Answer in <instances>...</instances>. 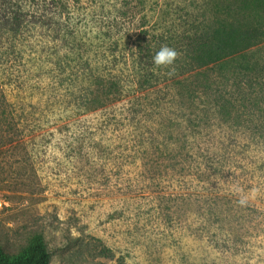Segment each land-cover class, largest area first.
I'll use <instances>...</instances> for the list:
<instances>
[{
    "label": "rangeland",
    "instance_id": "rangeland-1",
    "mask_svg": "<svg viewBox=\"0 0 264 264\" xmlns=\"http://www.w3.org/2000/svg\"><path fill=\"white\" fill-rule=\"evenodd\" d=\"M66 1L72 13L64 19L72 30L82 31L85 42L108 38L100 33L109 40H135L144 25L154 30L155 38L185 44L191 32L211 27L264 29V0ZM42 4L35 9L39 13ZM39 34L37 54L27 53L21 67L22 108L19 63L12 70L15 77L9 68L0 75V193L9 204L0 212V251L18 255L41 234L48 264H264V39L248 58L257 71L244 72L249 83L258 82L254 88L261 109L250 111L246 101L249 115L242 127L229 126L237 141L230 135L223 140L215 128L206 135L207 143L194 146L199 155L220 142L233 156L235 167L223 184L210 190L209 182L196 188L170 179L154 182L146 173L143 178L141 173L148 171L121 150L116 129L102 127V115L85 114L73 104L70 94H79L80 87L55 85V45L63 43L53 27ZM11 79L14 86L8 84ZM248 92L246 84L250 97ZM223 187L229 195L224 203L230 200L235 210L217 216L211 201L198 200ZM248 204L263 216L253 214Z\"/></svg>",
    "mask_w": 264,
    "mask_h": 264
},
{
    "label": "trees",
    "instance_id": "trees-1",
    "mask_svg": "<svg viewBox=\"0 0 264 264\" xmlns=\"http://www.w3.org/2000/svg\"><path fill=\"white\" fill-rule=\"evenodd\" d=\"M10 1L13 2L0 3V75L9 68L10 76L15 77L17 71L12 70L19 63V109L23 105L20 93L25 84L21 70L26 65L24 57L27 53L37 54L42 43L39 33L53 27L63 43L55 45L58 61L55 64L58 71L52 73L55 85H68L67 89L80 87L79 94L74 91L70 94L74 96L73 104L85 114L102 115L98 121L102 127L116 129L123 141L121 150L130 152L140 168L148 171L141 173L143 178L146 173L154 182L170 179L169 183L179 181L187 187L192 183L196 188H200L196 186L199 183L209 182L210 190L224 183L223 179L235 167L230 158L233 156L220 142L212 151H203L201 156L194 154V146L207 143L206 135L209 138L215 128L220 130L223 140H228L230 135V139L237 141L238 136L229 126L242 127L244 117L249 115L245 112L248 105H252L250 111L255 106L257 111L261 109L254 88L258 82L255 79L249 83L244 72L257 71L255 61L249 64L248 58L264 39L262 27L232 24L211 27L201 34L191 32L192 37L185 44L165 36L155 38L154 30L144 25L138 28L135 40H109V35L100 33L98 36L108 38L102 37L94 43L85 42L82 31H74L67 24L68 19L64 17L72 13L67 1ZM40 2L45 3L42 13L35 10ZM58 46L65 50L59 52ZM162 46L177 52L169 66H157L153 62ZM15 83L12 79L8 82L11 86ZM246 84L250 97L245 93ZM66 96L59 97L63 101ZM125 143H130V147H125ZM226 190L223 187L216 193L207 192V196H199L205 199L198 201H211L212 214L224 216L225 210L228 213L235 210L229 205L230 200L224 203ZM247 207L253 214L263 216L255 205ZM48 262L49 252L41 234L34 236L18 255L9 256L0 251V264Z\"/></svg>",
    "mask_w": 264,
    "mask_h": 264
},
{
    "label": "clouds",
    "instance_id": "clouds-1",
    "mask_svg": "<svg viewBox=\"0 0 264 264\" xmlns=\"http://www.w3.org/2000/svg\"><path fill=\"white\" fill-rule=\"evenodd\" d=\"M176 57L177 52L175 49L168 46H162L153 57V62L157 66H169L173 64ZM241 203H244V201L241 200Z\"/></svg>",
    "mask_w": 264,
    "mask_h": 264
},
{
    "label": "built area",
    "instance_id": "built-area-1",
    "mask_svg": "<svg viewBox=\"0 0 264 264\" xmlns=\"http://www.w3.org/2000/svg\"><path fill=\"white\" fill-rule=\"evenodd\" d=\"M8 207H9V204H8L7 200L0 193V212L7 209Z\"/></svg>",
    "mask_w": 264,
    "mask_h": 264
}]
</instances>
